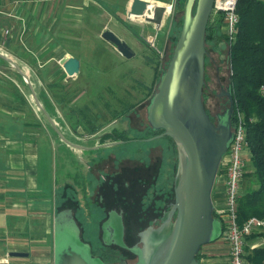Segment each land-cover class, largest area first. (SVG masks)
<instances>
[{
	"label": "crops",
	"instance_id": "obj_1",
	"mask_svg": "<svg viewBox=\"0 0 264 264\" xmlns=\"http://www.w3.org/2000/svg\"><path fill=\"white\" fill-rule=\"evenodd\" d=\"M143 1L160 6L168 0ZM130 2H117L118 17L98 0H0V55L13 64L0 57V264H53L54 194L66 177L78 172L72 159L80 160L90 172L88 159H83L85 151L87 156L115 155L106 149L92 150L102 143L99 134L124 133L135 127L130 117L147 100L166 57L164 34L169 19L164 17L157 27L142 18L130 19L126 14ZM96 20L99 23L91 28ZM109 24L108 30L131 48L132 57L120 56L112 44L103 41L102 30ZM4 29H8L5 36ZM94 50L124 60L136 53L146 72L123 73V89L104 85L93 99H85L86 81L100 77L98 68L104 64L87 56ZM67 56L80 63L72 76L62 68V57ZM92 128L86 136L77 135ZM55 133L69 143H95L70 147ZM248 153L247 149L245 171L252 167ZM223 172L211 188V202L217 210L224 207ZM157 175L162 181L159 171ZM244 181H240L242 188ZM263 245L262 237L254 234L247 239L246 250ZM227 249L222 237L203 245L198 251L199 264H229Z\"/></svg>",
	"mask_w": 264,
	"mask_h": 264
},
{
	"label": "water",
	"instance_id": "obj_2",
	"mask_svg": "<svg viewBox=\"0 0 264 264\" xmlns=\"http://www.w3.org/2000/svg\"><path fill=\"white\" fill-rule=\"evenodd\" d=\"M130 3L126 12L130 19L142 18L145 23L156 27L164 19V5L156 6L143 0H131ZM213 3L214 0H186L182 7L180 31L146 106V123L153 130L162 131L158 137H171L178 150V169L172 183L174 197L166 220L162 218V223L155 229L150 226L143 229L138 236L139 244L129 248L122 240V224L119 241L113 238L109 219L100 227L104 244L113 243L132 251L136 259L132 264H199L195 257L198 250L222 236L219 221L212 215L214 206L210 195L221 158L233 138L230 120L233 107L229 85L220 87L217 93L225 96L227 102L223 112L216 116V124L202 104L205 33ZM101 38L112 44L120 56H133L127 43L119 40L112 30H104ZM0 57L12 64L8 58ZM62 64L67 76L76 74L80 65L71 56L62 57ZM61 139L67 142L63 137ZM72 214L69 208H63L53 216L52 263L111 264L91 255V249L83 241L78 248L70 246L72 236H80ZM172 215L174 220L171 222ZM9 255L21 256L23 253L11 252ZM116 264L127 263L120 260Z\"/></svg>",
	"mask_w": 264,
	"mask_h": 264
},
{
	"label": "rangeland",
	"instance_id": "obj_3",
	"mask_svg": "<svg viewBox=\"0 0 264 264\" xmlns=\"http://www.w3.org/2000/svg\"><path fill=\"white\" fill-rule=\"evenodd\" d=\"M101 2V4L104 5V8L106 10L111 11L112 13L117 14L118 17H120V13L117 2L119 0H98ZM175 1L176 7L174 9V19L173 21H167V28L166 35L168 47L166 48V57L162 61V65H166V62L169 60L170 57V51L171 48H173L175 44V38L177 34L180 31V21H182V7H184V4L186 0H168L167 3H173ZM96 23H99L98 20L93 21L92 27L96 26ZM110 23V22H109ZM169 24V25H168ZM212 26H214L213 31L210 33V36L206 38V46H205V60H204V67H205V73L203 80L204 88H202V94H203V107L206 109L208 115H212L218 113V111L223 110L224 106L226 105V97L221 96L217 97V93L219 92V87H227L228 84V73H230L229 66L227 64L228 60V53H227V44L225 43V40L222 39V35H224V26L221 22H215L212 23ZM104 30L110 29V24L106 26ZM4 30H6V33H4ZM3 30V35L8 34V29ZM102 30V31H104ZM3 42V41H2ZM1 42V44H2ZM142 45V44H141ZM136 52V51H135ZM134 52V53H135ZM87 56L94 62V61H101V63L104 61L103 66L98 68V72L101 74L100 77L95 78L94 76H91V78L88 79L87 82V91H85V99H93L94 96H96L98 91L101 90V88L104 87V85L110 84L112 88L115 90L123 89L125 84L123 83V80L120 79L123 73L128 74L129 71H131L133 74L135 73H143L146 72L144 70V67L141 64V59L138 55L135 53V57L130 60H124L117 57L115 54H107L103 52H96L91 51L87 54ZM73 57V56H71ZM101 65V64H99ZM162 67V66H161ZM92 72V71H91ZM159 74L155 77L154 84L152 88L149 90L150 92L147 93L146 96H148L147 100L144 101L140 106L137 107L136 113L132 114L130 117V124H134L135 127L133 129L129 130V132L124 131V135H126L129 138L139 139L143 138L144 136L147 138H150V127L146 123V106L150 101V95L152 91L155 89L156 82L158 79ZM124 85V86H123ZM122 87V88H121ZM123 91V90H121ZM120 91L119 95L122 94ZM74 97V95H73ZM99 101L96 102V105L98 106ZM87 113V112H85ZM76 116L80 119L81 116L79 113H76ZM74 118V117H73ZM85 119V118H84ZM123 121V120H122ZM85 120L83 121V123ZM120 128V125H119ZM135 128V129H134ZM55 130V128H53ZM75 129V128H74ZM87 130V129H86ZM83 134L77 133L79 137L86 136L89 134V131H86ZM57 131V129L55 130ZM134 131V132H133ZM58 133V132H57ZM55 133L56 135H58ZM102 133V132H101ZM61 140V139H60ZM73 140V139H71ZM63 141V140H61ZM72 142V141H71ZM66 145L71 147H80L84 144H94V141H87V142H80L73 140V143L66 142ZM102 145V144H101ZM67 146V149L69 147ZM81 148V147H80ZM92 148H95L92 147ZM104 149L109 152H114L115 155L113 156H103L101 154H93L92 156L89 155V152L85 151V154L83 155V159H88V164L86 166H89L90 172H87L85 168V165L80 163L78 161L74 162L75 159L73 158L72 161L75 164V167L77 168L76 173L72 170V175L66 177L65 183L60 184L59 187L55 190V208L56 212L60 211V209L63 208H69L73 211V219L77 222L78 230L80 236L77 234V237L75 235L72 236V241H70V246L72 248H78V246L81 244L80 242L83 241V243L89 245L94 250V253H97V255L103 257L104 260L109 261L111 263H116L120 261V259L125 260L127 264H132L135 261V257L132 254H128L124 251V249L119 248L117 246L110 247V246H104L102 245L101 240V234H100V225L103 221V219L106 216V210H102L101 208H98V205L96 204V198H99L102 193L104 194V204L109 203L111 206H115L117 208L116 213L118 214L119 208H122L123 211L121 212L122 219H123V231L125 233L124 245H134L137 242L138 234L142 232L143 229H146L148 226H150L151 229H155L157 225L161 223V220H166V214L167 211L170 209L172 202H173V190H172V183L174 181V173L178 169V150L176 149V146L174 145V142L172 140H169L168 138H155L152 140V142L146 141H130L127 142L125 145H120V143L114 144L111 146V148H99L98 151L102 152ZM97 151V152H98ZM149 152L152 155H149ZM246 154V151L244 152ZM243 154V158H244ZM226 157V153L223 154L222 158ZM221 158V160H222ZM125 159H128L125 160ZM84 160V161H85ZM58 162V161H57ZM119 163V164H118ZM148 165L151 170H149L151 173H155L153 175L155 179L153 180V184L148 180L146 184H151L150 187V193H152V189H157L156 185L162 183L163 187L162 190L164 191V196L167 197V199H164L163 202H167L168 206L165 208V204L163 206H160L159 203H153V209H146L149 207L151 199L148 198V196H144L142 200L144 203H138L135 202L134 206L127 203L125 199V195L123 196V193L125 192L122 190V188L118 185L115 180L116 176L113 175L116 173L115 171H118V169L125 168L126 165L128 166H135L139 168V165L142 166ZM225 164V162H224ZM120 166V167H119ZM220 170L222 168V162L220 163ZM81 167V168H80ZM224 167V166H223ZM79 169V170H78ZM82 170V173H81ZM159 171V176L162 178V181H160V178L158 177L157 173ZM100 172V173H99ZM157 172V173H156ZM114 173V174H113ZM220 174V173H219ZM217 174L215 180L217 182V179L220 177V175ZM105 175L109 178H112L115 180V183L112 187L111 193H109L108 187H100L95 189L97 184L99 185L101 183V178H105ZM165 178V179H164ZM59 180V178L57 179ZM59 182V181H58ZM214 183V182H213ZM145 184V191L147 188V185ZM145 191H140L139 193L135 194L136 196L142 195ZM102 192V193H101ZM147 192V191H146ZM145 192V194H146ZM107 193V195H106ZM99 194V195H98ZM110 194V195H109ZM113 194V195H112ZM168 195V196H167ZM98 196V197H97ZM116 197V202L114 204L111 201L113 197ZM162 202V203H163ZM139 204V205H138ZM144 204V205H143ZM157 205V206H156ZM146 209V210H145ZM114 213H110L109 217V225L110 228L113 230V238L117 241L121 239V236L119 235V227L122 224L121 219L118 217V215ZM157 221L155 223L148 222L147 220H155ZM174 220L173 215L171 216L170 221L172 222ZM53 228H54V222H53ZM53 228L52 229V236H53ZM262 237V236H261ZM55 237L53 236V241ZM114 240V241H115ZM53 241H52V249H53ZM101 241V242H100ZM82 243V244H83ZM138 245V244H137ZM201 249V248H200ZM199 251V250H198ZM246 253L247 250L245 249ZM53 255H54V249H53ZM52 255V259H53Z\"/></svg>",
	"mask_w": 264,
	"mask_h": 264
},
{
	"label": "trees",
	"instance_id": "obj_4",
	"mask_svg": "<svg viewBox=\"0 0 264 264\" xmlns=\"http://www.w3.org/2000/svg\"><path fill=\"white\" fill-rule=\"evenodd\" d=\"M235 12L238 14L237 32L234 40L227 47V64L230 70L227 80L233 107L230 117L231 130L235 125L234 115L239 111L245 121L246 147L249 150L248 160L252 166L249 171H245V167L243 168L241 180H245L244 188L239 183L242 190H240L237 199L236 215L237 222L241 223L251 216L264 218V0H238ZM222 17L221 14L210 15L205 39L213 31L212 23L221 22ZM222 39L226 43L227 39L224 35H222ZM161 66V70L158 72L159 76L164 70L165 64H161ZM90 130L89 133H92L93 128ZM150 131V135L162 132L160 129H151ZM166 138L174 142L171 137L167 136ZM98 139L102 143L124 141L127 136L123 132L113 131L110 134L102 133ZM132 167L134 166L126 165L125 169ZM219 168L216 175L224 171ZM142 197L143 194L138 197L135 192L125 194V198L130 200V203L133 201V204L143 202ZM212 215L219 220L213 210ZM254 234L262 236L264 241L263 233H252L250 236ZM250 236L246 238V241ZM131 246L127 245L128 248ZM246 248L247 246L244 249ZM246 255L249 263L261 264L264 262V245L252 248ZM195 257L196 260H199L198 252Z\"/></svg>",
	"mask_w": 264,
	"mask_h": 264
},
{
	"label": "built area",
	"instance_id": "obj_5",
	"mask_svg": "<svg viewBox=\"0 0 264 264\" xmlns=\"http://www.w3.org/2000/svg\"><path fill=\"white\" fill-rule=\"evenodd\" d=\"M238 0H214L211 13L221 14L222 24L224 26V36L228 47L234 40L237 32L238 14L235 12V5ZM164 17H168L169 21L174 19V9L176 7L175 1L173 3L164 4ZM211 14V15H212ZM6 33V30H4ZM235 125L232 127L233 134L232 141L228 145L226 152V160L221 162L224 164L225 181H223V202L224 207L220 210L213 209L214 213L220 220L221 228L223 229L222 240L227 243V255H229V264H254L249 263L245 252L247 246L246 238L252 233L264 234V218L251 216L246 221L238 223L236 215L237 199L240 194L239 183L242 179L243 168L245 167V160L243 154L247 150L246 147V133L245 121L241 112H236ZM261 264H264L262 262Z\"/></svg>",
	"mask_w": 264,
	"mask_h": 264
},
{
	"label": "flooded vegetation",
	"instance_id": "obj_6",
	"mask_svg": "<svg viewBox=\"0 0 264 264\" xmlns=\"http://www.w3.org/2000/svg\"><path fill=\"white\" fill-rule=\"evenodd\" d=\"M222 87V86H221ZM220 88V87H219ZM217 97H221V96H218V94L216 95ZM227 100V99H226ZM227 102V101H226ZM225 109V106H224V108H223V110ZM223 110H221V111H218V113H216V114H213V116L211 115H209V118L211 119V121H213V122H215V124L217 123V121H216V116L218 115V114H220V113H222L223 112ZM150 127V126H149ZM152 128L150 127V130H151ZM149 130V133L151 132ZM162 133V132H161ZM161 133L160 132H157V133H155V134H151L149 137L150 138H147V137H143V138H139V139H134V138H129V137H127V139H125L124 141H121V140H117V141H111V143H107V142H103V143H100V144H98V146H95V148H92V150L93 151H98V149L99 148H103V147H109V146H111V145H114V144H117V143H120V145H124L125 143H127V142H130V141H134V142H138V141H146L147 140V142H152V140L153 139H155V138H165V137H167V136H163V137H158V135L160 134L161 135ZM101 134H99V136H100ZM126 136V135H125ZM102 144V145H101ZM111 144V145H110ZM149 155H152L150 152H149ZM125 160H127L128 161V159H125ZM119 164V163H118ZM120 167V166H119ZM149 170H151V168H149V166L148 165H144V163H143V165L142 166H140L139 165V168L138 167H132V168H122V169H118V171H115L116 173L113 175L114 177L116 176V179L115 180H117L116 181V183H117V188H118V185L122 188V190L125 192V194H127V193H129V194H131V192H136V193H138V192H140V191H145V184H146V182L149 180L152 184H153V180L155 179V177L153 176V175H155V173H151ZM156 176V175H155ZM102 180H101V183L98 185L97 184V186L95 187V189H97V188H100V187H108V189H109V193H111V191H112V187H113V185H114V183H115V180L114 179H112V178H109L108 176H106L105 175V178H101ZM127 181V182H126ZM148 184V183H147ZM146 184V185H147ZM116 185V184H115ZM114 185V186H115ZM154 185H156V187H157V189H152V193H150L151 191H150V187H151V184H148L147 185V188H146V194H145V192L143 193V197L144 196H148V198L149 199H151V201H150V204H149V207L148 208H146V209H153V203L155 204V203H159L161 200V202H160V206H163L164 204H165V208L168 206V204H167V202H163V200L164 199H167V197H165L164 195V189H163V187L165 188V186L164 185H162V183H159V184H154ZM162 190H164V191H162ZM150 191V192H149ZM102 193V192H101ZM124 193H123V196L125 195ZM99 195V194H98ZM106 195H107V193H106ZM110 195V194H109ZM113 195V194H112ZM173 195H174V193H173ZM168 196V195H167ZM98 197V196H97ZM142 197V198H143ZM165 197V198H164ZM125 198V197H124ZM164 198V199H163ZM97 200H96V204L98 205V208H101L102 210H106V216H105V218L103 219V221H102V223H101V225H100V227L103 225V223L107 220V219H109V214L110 213H113V212H115L116 213V211H117V208L115 207V206H111V204L109 205V203H105L104 204V199H105V197H104V194L102 193V195H100V197L99 198H96ZM126 199V198H125ZM111 201H113L112 203L114 204V202H116V201H118V200H116V197L114 196L113 197V199L111 200ZM127 201V203H129L130 202V200H126ZM142 202V201H141ZM163 202V203H162ZM142 203H144V201L142 202ZM129 204H131L132 206H134V204H133V201L131 202V203H129ZM144 205V204H143ZM157 206V205H156ZM120 210H119V212H118V214L120 215V219H121V222H122V233H123V239L125 238V233H124V231H123V219H122V215H121V212L123 211V209L122 208H119ZM145 209V210H146ZM72 211V210H71ZM59 212V211H58ZM57 212V213H58ZM72 213H73V211H72ZM72 217H73V214H72ZM157 219H159V218H156L155 220H151L150 221V219H148L147 221L148 222H154L155 223V221H157ZM74 221H75V219H73ZM77 223V222H76ZM161 223H162V220H161ZM160 223V224H161ZM99 230H100V228H99ZM100 234H101V231H100ZM138 236H139V234H138ZM137 236V237H138ZM122 239V240H123ZM138 239H139V237H138ZM138 239H137V242H138ZM101 240H102V234H101ZM101 242V241H100ZM123 243H124V240H123ZM102 245H104V246H110V247H115V246H117V247H119V248H122V247H120V246H118V245H114L113 243L112 244H104L103 242L101 243ZM125 244V243H124ZM139 244V243H138ZM89 246V245H88ZM127 246V245H126ZM133 246V245H132ZM131 246V247H132ZM89 248L91 249V255H93V256H95V257H97V259H99L100 261H104V262H108V263H111V262H109V261H106V260H104L103 259V257H101V256H99V255H97V253H94V250L92 249V247H90L89 246ZM122 249H124V248H122ZM124 251L125 252H127L128 254L130 253V254H132L134 257H135V255L132 253V251H130V250H126V249H124ZM120 260H122V259H120ZM136 260V259H135ZM111 264H116V263H111Z\"/></svg>",
	"mask_w": 264,
	"mask_h": 264
}]
</instances>
